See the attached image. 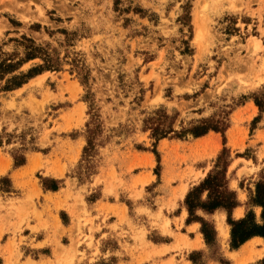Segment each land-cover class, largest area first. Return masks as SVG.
<instances>
[{
  "label": "rangeland",
  "instance_id": "374dc122",
  "mask_svg": "<svg viewBox=\"0 0 264 264\" xmlns=\"http://www.w3.org/2000/svg\"><path fill=\"white\" fill-rule=\"evenodd\" d=\"M1 64L0 172L35 153L27 179L45 188L65 182L63 199L46 201L61 209L60 229L77 233L54 263L31 264H82V245L94 248L88 264H112L110 230L138 248L136 264H175L161 257L186 244L152 247L168 240L162 209L175 207L181 187L186 209V194L223 149L229 190L260 218L248 200L264 178V0H0ZM237 156L248 160L242 176L231 164ZM26 190L0 175V212L32 213L38 196ZM201 212L216 242L185 260L227 264V212ZM7 254L22 264V252Z\"/></svg>",
  "mask_w": 264,
  "mask_h": 264
},
{
  "label": "crops",
  "instance_id": "0c3cea01",
  "mask_svg": "<svg viewBox=\"0 0 264 264\" xmlns=\"http://www.w3.org/2000/svg\"><path fill=\"white\" fill-rule=\"evenodd\" d=\"M33 159H36L35 153L26 156L25 162L18 167H13L11 162H7L5 169L0 172V175L7 174L9 176L13 189L16 190L21 187L27 188L25 191L26 194L29 192L30 194L34 193L38 196L37 199H34L35 209L30 205L27 207L29 211H32V213H29L27 216L25 214L15 216L9 215L4 211L0 212V264H9L7 261V252L12 250H14V252L18 251L19 254L22 252V258H20L22 264H31V262L35 263L38 261H52L54 263L56 252L68 250L70 247L69 242L75 240L77 236V233H75L76 231L69 228L70 225L60 229L63 222L59 215L61 209H59V207L55 209L51 202L46 201L48 198L53 201L63 199L62 197L67 193L65 182H63V185H58L56 188H45L39 184V181H34L31 178L27 179L26 175L30 173ZM244 162H248V160L242 156H237L233 160L231 164L235 165L234 174H238L239 172L241 176L244 175V171L248 167L247 165H243ZM49 177L53 179L61 178L58 174H50ZM24 194L22 193V197L25 196ZM235 196L238 204L232 209L231 218L238 220L245 216L244 213L247 210V206L244 205V202L238 194H235ZM183 197L184 196H181L175 201L174 206L179 208L177 214L173 213L175 207L170 211L162 209L163 215H165V217L167 216L169 221L170 232L161 235L168 237V240L153 244L152 247L157 250L171 249L175 246L177 240H180L179 242L186 244L187 248L180 249L179 251L174 250L172 252H167L161 257V260L164 262H169L171 259H174L175 264H189V262L185 260L187 254L191 251L201 250L207 245L202 233L199 231V224L195 221H186L187 211L184 207H179V203L182 202ZM118 207L122 209L120 206ZM252 208L256 212L260 211V207L254 206ZM237 210H240L241 215L237 216L235 214ZM213 213L205 215L212 216ZM50 224L55 226V228L50 227ZM213 228L217 236L215 225H213ZM82 233L84 236L88 234L86 229H83ZM107 234L115 237L118 241V244L114 247L115 249L110 253L115 255V261L112 264H136L139 250L135 248L134 243L130 241L125 243L122 241V239L118 237L120 234L119 230L106 231V235ZM93 235L97 236L96 233ZM64 242H66V245H64ZM83 242L87 245V241ZM197 242H199L198 244H200V246L197 247L198 245H196V247H194ZM27 248L35 249L39 257L33 260L23 257V255H25L23 252ZM75 250L85 253L82 258V264H88L90 253L94 248L88 250L86 246L82 245L81 247L75 246ZM225 258L227 264H240V262H242L241 264H264V239L259 236H254L245 241L237 249H230V247H228Z\"/></svg>",
  "mask_w": 264,
  "mask_h": 264
},
{
  "label": "trees",
  "instance_id": "16d2710c",
  "mask_svg": "<svg viewBox=\"0 0 264 264\" xmlns=\"http://www.w3.org/2000/svg\"><path fill=\"white\" fill-rule=\"evenodd\" d=\"M3 66L4 64H1L0 69ZM11 66L8 65L7 67ZM210 128L205 126L193 130L192 133L197 137L206 133ZM152 131L153 136L163 137L165 135V131L158 130V128H154ZM227 159L226 150L223 149L217 157L214 168L186 194L184 203L188 212V221L196 220L201 224L200 232L208 246L215 244L216 232L213 225L197 216L195 212L200 210L206 214H211L217 209L225 210L227 223L230 226L229 247L230 249H237L254 236L264 239V178L256 184L255 190L248 200L252 207L261 208L260 218L257 220L253 211L250 210L243 218L234 220L231 218V211L238 202L235 193L229 190L227 185L226 172L229 165Z\"/></svg>",
  "mask_w": 264,
  "mask_h": 264
},
{
  "label": "bare ground",
  "instance_id": "6f19581e",
  "mask_svg": "<svg viewBox=\"0 0 264 264\" xmlns=\"http://www.w3.org/2000/svg\"><path fill=\"white\" fill-rule=\"evenodd\" d=\"M229 130V129H228ZM232 133V132H231ZM236 139V138H235ZM201 141H203V140H201ZM234 142V141H233ZM232 142V143H233ZM201 143H203V145H204V142H201ZM206 144V143H205ZM237 144V143H236ZM214 145H215V143H214ZM216 145H217V143H216ZM233 145V144H232ZM236 146V145H235ZM215 148V147H214ZM218 148H219V144H218V146H216V148L214 149V154L217 152V150H218ZM32 162V161H31ZM32 167V166H31ZM49 171H50V169H48ZM185 192H186V188H184V187H181L180 188V195L181 196H184L185 195ZM241 212H240V210H237V212L235 213V214H237V215H239ZM220 222H222V220L221 221H219V223ZM221 224V223H220ZM219 233L221 234V236L222 237H224V238H226V237H228V226H223V225H221V226H219ZM219 234V235H220ZM200 237V236H199ZM223 238V239H224ZM199 239V238H198ZM196 243V242H195ZM199 242H197V244H195V246L194 247H196V245H198L197 247H199L200 246V244H198ZM203 243V242H202ZM203 246V245H202ZM233 252V251H232ZM235 254V253H234ZM232 256V255H231ZM242 262H240V264H241Z\"/></svg>",
  "mask_w": 264,
  "mask_h": 264
}]
</instances>
